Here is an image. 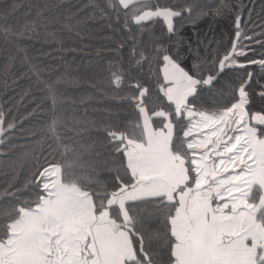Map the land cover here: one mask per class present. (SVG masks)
I'll return each mask as SVG.
<instances>
[{"label": "snow or ice", "instance_id": "snow-or-ice-1", "mask_svg": "<svg viewBox=\"0 0 264 264\" xmlns=\"http://www.w3.org/2000/svg\"><path fill=\"white\" fill-rule=\"evenodd\" d=\"M104 7L129 33L163 21L149 48L132 35L127 60L142 67L151 58L163 79L159 73L154 83L130 79L124 97L130 111L99 129L110 149L107 180L80 164L64 142L66 121L49 88L48 155L37 158L22 183L0 186V201L7 202L0 207V264H264V107L252 111L254 95L264 102V59L245 54L242 41L254 38L241 31V16L235 15L225 55L212 67L207 61L189 67L172 38L175 21L191 19L197 9L208 14L200 4L107 0ZM209 8L215 20L228 18L232 5L221 0ZM257 63L259 75L236 77L214 111L198 103L226 67L244 71ZM124 64L121 54L108 67L117 91L129 75ZM4 120L0 111V137L16 127L5 128Z\"/></svg>", "mask_w": 264, "mask_h": 264}, {"label": "trees", "instance_id": "trees-1", "mask_svg": "<svg viewBox=\"0 0 264 264\" xmlns=\"http://www.w3.org/2000/svg\"><path fill=\"white\" fill-rule=\"evenodd\" d=\"M143 2L176 6L192 2L206 9L207 15L201 16L197 9L191 19L175 21L178 33L172 39L181 45L189 67L193 62L205 61L212 67L214 59L230 50L236 32L235 15L242 18L241 31L254 38L242 41L247 45L245 54L255 61L264 59V46L258 43L264 40V0H225L232 5L231 14L215 20L209 6L221 0ZM106 3L107 0H0V111L5 114V128L8 123L16 124L14 130L1 137L5 142L0 144V186L14 179L22 183L37 158L43 161L48 155L51 141L46 124L52 104L49 88L55 92L57 113L66 121L64 142L74 146L79 163L91 173L100 180L110 178L104 163L110 159V149L99 129L130 111L124 101L130 79L152 78L154 83L157 73L163 79L151 58L142 67L127 63L132 35L140 41V48H149L153 32H160L163 21H146L143 29L134 28L129 33L122 27L123 19L118 21L105 10ZM121 54L129 75L124 78L125 88L117 91L116 85L108 82V67ZM247 72L259 75V64L248 65L244 71L226 67L198 103L214 111V105L224 103L236 77H246ZM255 79L254 76L253 86L258 94ZM154 97L155 93L148 97L149 106ZM262 107L264 102L254 95L252 111ZM6 203L0 201V207Z\"/></svg>", "mask_w": 264, "mask_h": 264}, {"label": "water", "instance_id": "water-1", "mask_svg": "<svg viewBox=\"0 0 264 264\" xmlns=\"http://www.w3.org/2000/svg\"><path fill=\"white\" fill-rule=\"evenodd\" d=\"M0 139H1V137H0Z\"/></svg>", "mask_w": 264, "mask_h": 264}, {"label": "crops", "instance_id": "crops-1", "mask_svg": "<svg viewBox=\"0 0 264 264\" xmlns=\"http://www.w3.org/2000/svg\"><path fill=\"white\" fill-rule=\"evenodd\" d=\"M163 74V73H162Z\"/></svg>", "mask_w": 264, "mask_h": 264}]
</instances>
